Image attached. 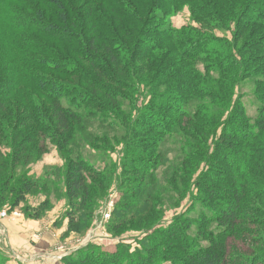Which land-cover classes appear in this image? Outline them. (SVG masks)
I'll use <instances>...</instances> for the list:
<instances>
[{
	"label": "trees",
	"instance_id": "1",
	"mask_svg": "<svg viewBox=\"0 0 264 264\" xmlns=\"http://www.w3.org/2000/svg\"><path fill=\"white\" fill-rule=\"evenodd\" d=\"M184 7L203 28L229 31L231 41L192 27L174 29L166 24L168 14ZM131 24L137 25L135 30ZM249 69V75L259 79L260 115L254 126L246 125L243 117L238 122L244 125L232 127L234 136L220 137L226 139L222 151L231 164L220 161L222 169H209L219 177L207 179L203 171L199 176L198 160L207 165L208 157L199 156L187 143L180 168L167 188H159L154 173L160 163L161 138L175 134L188 119L194 131L204 136L192 133L190 139L206 144L207 132L223 129L240 116L236 90ZM161 86L164 90H158ZM138 87L150 98L144 111H135L132 136L125 144L141 139L139 159L131 167L137 172L132 173L135 192L144 198L139 222L154 212L153 201L159 202L160 195L166 193L177 208L194 185L223 233L209 234V247L203 248L187 235L192 226L188 217L179 215L159 230L158 220L142 229L146 236L142 251H137V264H251V259L244 262L226 256L227 241L243 236L235 226L242 224L240 214L247 208L243 204L249 203L247 170L254 169L251 165L256 157L264 155L259 142L264 141V0H0V120L5 126L1 128L0 123V141L5 137L13 151L10 170L18 164L21 152L32 147L35 135L47 129L48 122L71 131V120L81 123L82 116H96L89 107L123 118L128 116L123 101L131 103L128 95L140 94ZM189 99L195 102L190 112L186 109ZM153 109L156 115L150 113ZM116 123L123 131L122 120ZM229 138L232 140L227 141ZM69 141L70 137L62 142L67 145ZM90 171L79 160L69 165L65 175L68 207L79 210L86 205L91 185L85 183L83 173ZM36 185L39 181L24 177L10 189L4 186L0 203L8 201L14 209ZM129 208H121L117 225L137 218ZM38 214L34 211L32 217ZM119 249V256L72 257L68 264H108L128 252L124 245Z\"/></svg>",
	"mask_w": 264,
	"mask_h": 264
},
{
	"label": "rangeland",
	"instance_id": "2",
	"mask_svg": "<svg viewBox=\"0 0 264 264\" xmlns=\"http://www.w3.org/2000/svg\"><path fill=\"white\" fill-rule=\"evenodd\" d=\"M255 7L261 11L259 6ZM18 9L23 10L22 8ZM166 24L174 29L192 27L210 34L216 39L229 42L232 39L229 31L206 29L197 24L192 20L188 7L168 14ZM131 27L135 30L137 25L131 24ZM202 65L198 64L201 71ZM250 72L249 69L236 90L235 101L239 103L240 116L227 124L225 129L207 132L208 141L206 144L190 139L192 133H195V136L199 138L204 136L200 131H194L188 119L182 121V128H176L175 134L161 138L162 146L158 149L161 154L160 163L154 173L159 188H167L168 182L173 178V173L180 168L184 161L182 151L187 148V143L194 147V151L199 156L206 155L208 157L207 165L206 163L201 164V159H194L200 161L196 172V174L199 172L198 175L203 171L207 173L204 175L207 179L211 175L219 177V174L211 173L210 170L222 169L219 165L220 161L231 164L227 155L222 151V140L226 139L225 137L220 139V137L229 133L234 136L236 129H232V127H235L236 124L244 125L238 122L243 117H246V125L254 126L256 117L260 115L261 102L256 90V83L259 82V79L249 75ZM138 88L140 94H137L138 92L127 94L131 103L123 101L125 114L128 113V116L123 118L98 112L89 107L87 109L94 112L96 116H82L81 123L71 120V131L64 132L63 129L55 126L54 121L48 122L45 125L47 129L37 133L33 138L32 147L21 152L19 162L12 170L9 166L13 151L8 140L5 141V137L2 138L0 158L3 161L4 170L0 171V179H2L0 190L4 189V186H6V190L16 186V183L24 177L39 181V185L33 187L25 201L14 209H11L8 201L0 203V264H68L72 257L83 259V257L86 258L93 254L119 256V254L121 255L119 247L123 245L128 248V252L122 256L123 258L111 260L108 264H137V251H142L141 241L146 236L142 229L158 220L160 222L156 229H164L171 225L179 215L188 217L192 221L187 235L193 238L200 247H209V234L222 235L223 228L214 221V218H211L212 214L208 211L209 208H205L201 202L203 194L194 185L189 188L188 194L177 208L175 205L172 206L173 202L170 201V197L166 193L160 195L159 202L153 201L154 212L149 217H144L143 222H139V210H142L144 198L135 192L137 183H132V175L137 172L134 173V169L131 167L139 159L137 152L141 150V147L137 146L141 145V139H137L129 145L125 144L127 140L129 142L128 136H132L130 128L136 120L135 111L142 109L150 98L146 94L147 92H142L144 91L142 87ZM158 90H164V87L161 86ZM187 101L186 109L190 112L195 102L192 99ZM131 105H134V108L130 110L128 107ZM45 108L47 109L48 106ZM16 111H19V108ZM142 111L144 110L142 109ZM153 111L155 109L150 113L156 115ZM169 115L174 116L175 114L170 113ZM234 115L235 113L232 117H235ZM150 119L157 120L158 118ZM120 120H122L123 131L116 123ZM223 120L226 121L227 118L224 117ZM0 123L3 124L1 128H5L3 119L0 120ZM49 123H52V128ZM141 127L139 128L142 129ZM6 134L4 133L5 136ZM68 137H70L69 143L63 144L62 141ZM230 140L232 139L229 138L227 141ZM259 142L263 149L264 141L259 140ZM228 153L230 152L228 151ZM212 154L213 160L209 157ZM78 160L91 170V174L83 173L85 183L91 186L88 191L87 203L79 210L77 207H68L65 185V175L69 165ZM253 165L254 169H248L246 174V179H249V183L245 186L250 196L249 203L244 202L243 204L247 205V208L240 214L242 224L235 226L243 233V236L237 235V239L234 237L227 241L228 251L234 252H228L226 257L227 259H240L244 262L251 259L253 260L252 263L250 262L251 264H264V155L256 157V162L251 166ZM248 172L259 176L248 175ZM194 176L195 174L191 178ZM204 179L206 180V178ZM141 184L143 186L144 182ZM170 196L175 197L176 195L170 193ZM127 205L130 207V213L137 214V218L132 221L127 219L125 224L117 225L116 220L119 219L117 216L122 211L121 208ZM34 211L39 213L37 218L32 217ZM204 221L207 222L204 223ZM13 222L23 225L22 228L29 229L28 233L33 230L30 234L32 241L30 246L34 252L14 251V248L10 247L7 240L8 229L5 224ZM198 229L199 232L204 231V234L199 235ZM151 234H153L152 231ZM43 238L48 239V248L39 250L36 245H39ZM21 258L26 260L25 263L19 261L22 260ZM116 261L118 262L116 263ZM162 264H170V262L164 261Z\"/></svg>",
	"mask_w": 264,
	"mask_h": 264
},
{
	"label": "crops",
	"instance_id": "3",
	"mask_svg": "<svg viewBox=\"0 0 264 264\" xmlns=\"http://www.w3.org/2000/svg\"><path fill=\"white\" fill-rule=\"evenodd\" d=\"M40 225H42L40 223ZM5 226H7L8 229V235H7V240L10 243V247L14 248L13 250L15 251H29V252H34L33 248L30 246V234H32L31 230L29 233V229L22 228L23 225H19L16 222L13 223H6ZM28 233V234H27ZM19 234V235H18ZM48 239H42L41 243L39 245H36L37 249L40 250V248H48ZM23 263H25L26 260L21 258Z\"/></svg>",
	"mask_w": 264,
	"mask_h": 264
}]
</instances>
